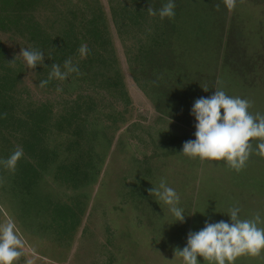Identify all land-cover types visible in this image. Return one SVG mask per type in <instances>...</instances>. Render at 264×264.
<instances>
[{
	"label": "rangeland",
	"instance_id": "1",
	"mask_svg": "<svg viewBox=\"0 0 264 264\" xmlns=\"http://www.w3.org/2000/svg\"><path fill=\"white\" fill-rule=\"evenodd\" d=\"M165 3L25 0L21 6L0 4V76L10 67L18 77L11 92H5L0 80V100L13 98L14 114L23 118L29 104L42 103L52 115L66 117L74 95L81 99L76 119L63 120L64 131L43 140L42 156L51 158L52 165L38 163L24 149L17 165L32 170H16V165L10 171L0 165V225L14 223L22 240L18 264H185L174 257V250L182 249L187 233L199 231L205 220L228 221L232 206L240 208L241 219H251L257 212L264 219V156L253 152L237 172L224 160L201 161L180 154L182 144L195 139V119L187 118L194 100L212 95L217 88L251 100L248 111L264 114V0H237L233 10L223 0H174L173 18L148 14V7L158 12ZM190 11L195 15L191 19L185 17ZM95 16L101 20L97 27L106 42L104 49L92 42L87 31V21ZM25 24L40 28L47 38L39 42L42 46H33L35 41L23 32ZM68 28L74 43L86 44L88 53L96 52L95 63L106 59L118 75L99 64L98 69L87 67L63 81L51 79L57 86L39 87L51 71L44 65L53 51L46 47ZM164 32H169L167 37ZM145 37L142 46L165 38L172 46L166 49L175 59L171 64L182 71L177 76L185 77L191 88L185 104L154 91L157 71L150 65L141 68L138 62L137 47ZM20 48L42 51L44 65L29 69L19 57L10 64ZM88 57L78 52L72 55V63L86 64ZM58 87L62 92L56 91ZM204 87L209 90L203 91ZM121 88L127 104L119 97ZM12 120L13 126L11 120L8 127L0 126V159L21 146L20 130ZM259 142L260 138L249 141L253 149ZM54 164L71 170H58ZM161 178L180 197L177 206L184 210L183 223L175 222L169 206L148 194ZM63 208L71 211V218L58 212ZM197 259L199 264H216ZM231 264H264V249L258 256H238Z\"/></svg>",
	"mask_w": 264,
	"mask_h": 264
},
{
	"label": "clouds",
	"instance_id": "2",
	"mask_svg": "<svg viewBox=\"0 0 264 264\" xmlns=\"http://www.w3.org/2000/svg\"><path fill=\"white\" fill-rule=\"evenodd\" d=\"M237 0H223L224 5L233 10ZM220 5L216 8L219 10ZM174 0H167L158 10L151 7L147 12L151 16L157 14L161 19L173 18L175 16ZM88 47L82 44L78 52L82 58L88 54ZM22 58L29 69H35L38 65H44V54L35 48H20L14 58ZM46 66V65H44ZM79 72L78 66L72 63L71 58L66 59L63 67L53 63L48 80H42L39 87H45L49 80H65L69 74ZM207 92V87L202 88ZM58 93L62 92L57 88ZM253 102L242 99L239 96H230L221 88L214 90L207 97L194 100L190 115L195 119V139L187 140L182 144L180 154L188 157H199L201 161H226L231 169L239 172L249 159L250 154L264 156V114L249 112ZM221 109L223 112H221ZM251 138H260V142L253 149L249 143ZM24 155L23 148L17 146L13 153L6 159H0V165L15 171L17 162ZM149 196H154L169 206V211L175 217V222L185 221L184 210L177 205L180 197L176 190L168 186L166 180L161 178L158 187L147 190ZM240 208L232 206L228 210V221L220 220L209 222L205 220L204 226L199 231H189L186 237V245L174 250V257H180L185 264H199L197 257H202L216 264H231L238 256L248 254L258 256L264 249V224L259 212L251 219L239 217ZM15 225L8 222L0 225V264H18L21 252L18 250L23 246L22 240L17 235ZM171 261V260H169Z\"/></svg>",
	"mask_w": 264,
	"mask_h": 264
},
{
	"label": "trees",
	"instance_id": "3",
	"mask_svg": "<svg viewBox=\"0 0 264 264\" xmlns=\"http://www.w3.org/2000/svg\"><path fill=\"white\" fill-rule=\"evenodd\" d=\"M30 1H35V0H30ZM21 2L25 3V0H0V4L6 5L8 3H13V5L16 6H21ZM186 3V2H185ZM187 18H192L195 16L193 13L186 14ZM100 18L99 16H95L93 19H89L87 21L88 23V32L90 33V38L92 39V42H95L96 45L104 49L106 46V42L104 39H102L101 32L98 31V25H100ZM138 22V21H137ZM170 24V23H169ZM172 25V24H171ZM170 31H174V28L172 29V26ZM25 30L23 32H26L29 40L33 43V46H42L43 44H40L39 42H44L47 40V38H44V34H42L40 31V28L36 25L33 24H25L24 26ZM169 33V32H168ZM167 32H164L165 37L168 35ZM72 29L68 28L67 31H62L60 36L55 37L53 41H51V45L46 47L48 51H53L51 54L50 60H48L49 63L45 64L46 68L51 67L53 63L62 65L66 59L71 58L72 60V55L78 54V49H79V43H74L72 40ZM89 35V34H88ZM177 37V36H176ZM147 38L141 40V45L138 44L137 47V54L140 56L139 63L141 68H145L147 65H150L149 69L157 71L156 76H154L155 79V88L157 89L154 90L156 93H158L160 96H166L169 98L175 100H179L182 103H186V99H188L190 96V91L191 88H189L190 84H186L187 80L185 77H179L177 76L182 73V71H177L175 68L172 66V62L175 61L173 55H171V52L166 50L167 48H172V46H168L166 42V38L163 42H159L156 39H153L152 41H148L146 46H142L144 43H146ZM79 42V41H78ZM57 43V44H56ZM186 46V45H184ZM193 44H190V47H193ZM173 49V48H172ZM186 49V48H185ZM184 54V51H181ZM96 52H89V59L90 60H85L86 64L82 62V60H79L76 64L79 68L80 73H84L87 69V67H91L92 69H98L100 68L99 64H104L107 66V68L115 73V75H118L115 68L113 67V63L105 60H100L97 59L95 63V55ZM170 54V55H169ZM95 55V56H94ZM94 56V57H93ZM154 57V59H151ZM181 57V56H180ZM87 65V66H86ZM7 73L2 74L0 77L1 80V86H6V91L11 92L16 84V81L18 80V77L16 76V73L14 70H12L10 67L9 68H4ZM148 76V74H146ZM48 76H46V80H48ZM115 79V84L118 85L119 80L118 77H114ZM117 78V79H116ZM104 81H107L104 84H107L108 86L111 84L109 83V78H105ZM53 85L57 86L56 81H51L49 80L47 85ZM0 86V87H1ZM68 87V85L66 84ZM103 86V85H102ZM144 88V86H143ZM163 91V93H162ZM162 93V94H160ZM9 96V95H8ZM5 96L2 98L0 101V126H13V120L16 119L14 122L15 124L17 123V127L20 130V138H21V147L24 149V151L28 154H33L35 159L37 158L38 163L40 164H48L52 165L53 161L51 158L45 156H42V153L44 152L45 149V142L43 141L44 138H49L52 133L54 132H63L64 131V125H63V120H74L77 117V114H79L81 110V99L76 95L73 97V107H71V112H69L66 117H62L60 115H52L49 110L48 106L45 103L34 105V104H29L22 112L23 118H17L14 114V110L12 109L11 105L14 104L15 100L13 98L10 99V96ZM12 97V96H11ZM119 97L127 104L128 103V98L126 97V92L124 91L123 88L119 90ZM190 99V98H189ZM17 101V100H16ZM79 103V105H78ZM11 107V108H10ZM187 112V110H186ZM190 111H188L189 113ZM182 115V114H181ZM185 116V115H182ZM189 120H193L194 117L187 116ZM188 120V119H187ZM45 154V153H44ZM46 161V163H45ZM20 163V162H19ZM55 166V164H54ZM58 167V170H71V168H66L62 166H55ZM41 170L44 169V167L39 168ZM16 170H32L30 169V166L23 165L20 163V165H17ZM38 170V169H37ZM73 170H76L75 168ZM24 181H29L28 175H24L22 173ZM61 215H64V218H71V211H69L68 208H63L60 209ZM70 215V216H69ZM63 222H65L63 220Z\"/></svg>",
	"mask_w": 264,
	"mask_h": 264
},
{
	"label": "water",
	"instance_id": "4",
	"mask_svg": "<svg viewBox=\"0 0 264 264\" xmlns=\"http://www.w3.org/2000/svg\"><path fill=\"white\" fill-rule=\"evenodd\" d=\"M15 262V264H17V262L16 261H14Z\"/></svg>",
	"mask_w": 264,
	"mask_h": 264
}]
</instances>
